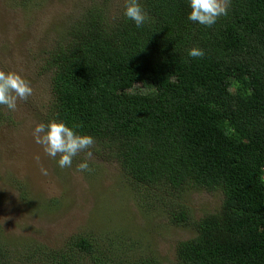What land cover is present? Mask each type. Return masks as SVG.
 <instances>
[{
  "label": "trees",
  "instance_id": "16d2710c",
  "mask_svg": "<svg viewBox=\"0 0 264 264\" xmlns=\"http://www.w3.org/2000/svg\"><path fill=\"white\" fill-rule=\"evenodd\" d=\"M148 21L87 8L48 52L52 99L45 119L77 125L94 152L134 183L178 197L185 187L221 191L200 218L170 209L193 235L172 264H264V0H230L211 27L187 20V0H141ZM203 57L187 55L191 47ZM9 115V114H8ZM5 117L0 106V120ZM0 264H160L124 246L72 235L56 247L10 249Z\"/></svg>",
  "mask_w": 264,
  "mask_h": 264
},
{
  "label": "rangeland",
  "instance_id": "374dc122",
  "mask_svg": "<svg viewBox=\"0 0 264 264\" xmlns=\"http://www.w3.org/2000/svg\"><path fill=\"white\" fill-rule=\"evenodd\" d=\"M109 19L123 0H0V69L17 71L33 94L0 120V244L11 256L15 244L39 241L56 247L72 236H97L105 246H124L131 259L155 257L172 264L175 245L193 235L191 226L173 224L169 210L186 208L193 218L215 211L221 191L185 187L178 197L134 183L102 152H80L71 168H60L35 142L36 123L47 122L52 99L48 52L64 42L73 20L87 8ZM39 157V159H37ZM88 159L90 171H76ZM46 169L44 174L41 169Z\"/></svg>",
  "mask_w": 264,
  "mask_h": 264
},
{
  "label": "clouds",
  "instance_id": "9594fccd",
  "mask_svg": "<svg viewBox=\"0 0 264 264\" xmlns=\"http://www.w3.org/2000/svg\"><path fill=\"white\" fill-rule=\"evenodd\" d=\"M230 0H187V20L211 27L218 17L228 14ZM123 15L127 20L141 28L149 19L147 10L141 0H123ZM187 55L192 58L203 57L204 50L199 47H191ZM33 94L30 81L17 71H5L0 69V106L12 112L17 109L18 101H25ZM78 126H69L59 119H49L47 122L36 123L33 128L35 142L43 146V151L60 168H71L73 158L78 153L84 152L86 157L92 156L91 148L95 143L93 136L81 134ZM39 159V157H37ZM76 171H90L88 159H82L76 164ZM47 174L46 169H41Z\"/></svg>",
  "mask_w": 264,
  "mask_h": 264
}]
</instances>
